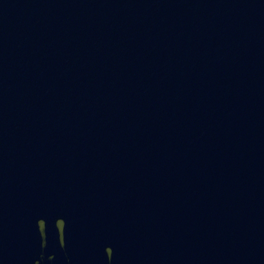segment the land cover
Returning <instances> with one entry per match:
<instances>
[{"label":"water","instance_id":"95a60500","mask_svg":"<svg viewBox=\"0 0 264 264\" xmlns=\"http://www.w3.org/2000/svg\"><path fill=\"white\" fill-rule=\"evenodd\" d=\"M0 264H264V0H0Z\"/></svg>","mask_w":264,"mask_h":264}]
</instances>
